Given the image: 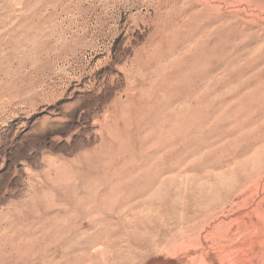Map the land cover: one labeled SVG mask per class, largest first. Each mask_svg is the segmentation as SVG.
<instances>
[{
  "label": "rangeland",
  "instance_id": "obj_1",
  "mask_svg": "<svg viewBox=\"0 0 264 264\" xmlns=\"http://www.w3.org/2000/svg\"><path fill=\"white\" fill-rule=\"evenodd\" d=\"M0 264H264V0H0Z\"/></svg>",
  "mask_w": 264,
  "mask_h": 264
}]
</instances>
